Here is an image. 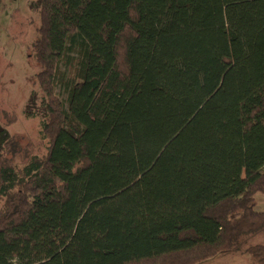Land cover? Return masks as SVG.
I'll use <instances>...</instances> for the list:
<instances>
[{
  "label": "trees",
  "instance_id": "obj_1",
  "mask_svg": "<svg viewBox=\"0 0 264 264\" xmlns=\"http://www.w3.org/2000/svg\"><path fill=\"white\" fill-rule=\"evenodd\" d=\"M32 8L45 147L14 164L0 128V264H204L264 232V0Z\"/></svg>",
  "mask_w": 264,
  "mask_h": 264
},
{
  "label": "rangeland",
  "instance_id": "obj_2",
  "mask_svg": "<svg viewBox=\"0 0 264 264\" xmlns=\"http://www.w3.org/2000/svg\"><path fill=\"white\" fill-rule=\"evenodd\" d=\"M36 1L0 0V128L12 140L7 160L20 165L45 147L38 138L39 120L27 116L41 112L42 95L35 82L39 68L30 49L39 24L38 11L32 8ZM257 201L264 211V195H257ZM255 245H264V232L249 238L240 250L204 264H253L245 250Z\"/></svg>",
  "mask_w": 264,
  "mask_h": 264
}]
</instances>
